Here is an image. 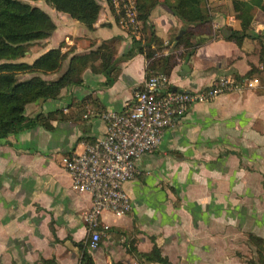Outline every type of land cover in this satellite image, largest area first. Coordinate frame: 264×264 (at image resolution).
I'll return each instance as SVG.
<instances>
[{
    "label": "crops",
    "instance_id": "obj_1",
    "mask_svg": "<svg viewBox=\"0 0 264 264\" xmlns=\"http://www.w3.org/2000/svg\"><path fill=\"white\" fill-rule=\"evenodd\" d=\"M235 1L202 0V23L181 18L175 0H158L141 20V42L115 21L108 0H100L92 28L58 10L55 30L30 42L24 59L61 45V66L42 75L55 79L75 63L74 79L58 96L27 104L26 114L40 120L0 137V264H79L86 250L95 264H164L146 255L156 246L173 264L256 258L250 235L264 238V10L255 4L242 30ZM192 27L191 49L182 41ZM156 72L172 89H201L221 74L254 85L178 116L125 182L132 208L104 210L100 243L91 248L84 215L93 195L73 188L62 157L102 137L100 113L131 110Z\"/></svg>",
    "mask_w": 264,
    "mask_h": 264
},
{
    "label": "built area",
    "instance_id": "obj_2",
    "mask_svg": "<svg viewBox=\"0 0 264 264\" xmlns=\"http://www.w3.org/2000/svg\"><path fill=\"white\" fill-rule=\"evenodd\" d=\"M115 21L135 37L141 33L136 0H108ZM165 73L148 75L136 92V104L129 111L106 109L100 116L107 121L106 133L88 143L85 151L62 157L63 166L72 176L74 189L89 190L93 203L84 215L89 230L88 245L98 247L101 240V215L109 209L123 214L132 208L124 184L136 177L137 160L154 150L161 142L165 129L175 123L191 104L209 101L214 97L245 85L253 80H240L221 74L206 87L195 90L172 89ZM93 113L89 110L86 116Z\"/></svg>",
    "mask_w": 264,
    "mask_h": 264
},
{
    "label": "trees",
    "instance_id": "obj_3",
    "mask_svg": "<svg viewBox=\"0 0 264 264\" xmlns=\"http://www.w3.org/2000/svg\"><path fill=\"white\" fill-rule=\"evenodd\" d=\"M46 1L89 28L94 26L102 8L100 0ZM157 2L158 0H136L139 19L146 20ZM201 3L202 0H175L171 6L186 22L204 23L207 21L208 11ZM255 4L264 10V0L235 1V10L241 20L242 30L251 23L252 8ZM55 28L56 22L52 14L39 4L32 3L31 0H0V137L40 120L39 114L35 118L26 114L27 104L41 98L58 96L61 88L74 79L75 63L55 79H47L42 75L55 72L61 66L66 56L61 45L47 49L32 61L24 59L27 44L48 37ZM194 34L195 29L192 27L184 36L183 45L192 49L195 44L192 40ZM134 39L141 42L135 36ZM153 52L149 50L147 56L151 57ZM236 78L242 80L241 77ZM250 238L255 245L257 256L249 258L248 263L264 264V238L256 234H251ZM146 255L164 264H173L162 255L157 246ZM79 264H95L92 254L86 250Z\"/></svg>",
    "mask_w": 264,
    "mask_h": 264
},
{
    "label": "rangeland",
    "instance_id": "obj_4",
    "mask_svg": "<svg viewBox=\"0 0 264 264\" xmlns=\"http://www.w3.org/2000/svg\"><path fill=\"white\" fill-rule=\"evenodd\" d=\"M32 3L35 4H39L40 6L46 8V10H48V12H50V14H52V16H56V14H58V10L54 7H52L51 5H49L47 3L46 0H31ZM31 43H28L27 45L29 46Z\"/></svg>",
    "mask_w": 264,
    "mask_h": 264
}]
</instances>
